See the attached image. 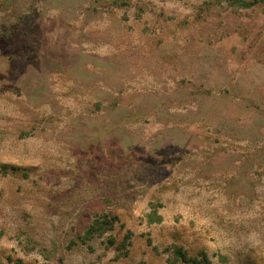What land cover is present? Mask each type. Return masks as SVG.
<instances>
[{"label":"rangeland","instance_id":"rangeland-1","mask_svg":"<svg viewBox=\"0 0 264 264\" xmlns=\"http://www.w3.org/2000/svg\"><path fill=\"white\" fill-rule=\"evenodd\" d=\"M239 1L0 0V264L264 247V0Z\"/></svg>","mask_w":264,"mask_h":264},{"label":"trees","instance_id":"trees-1","mask_svg":"<svg viewBox=\"0 0 264 264\" xmlns=\"http://www.w3.org/2000/svg\"><path fill=\"white\" fill-rule=\"evenodd\" d=\"M234 4H238L243 7H251L252 5L256 4L254 1L253 3H244L240 2L239 0H233ZM8 166L3 165V170H6ZM12 172H17L18 169L15 167L11 168ZM6 172V171H5ZM140 222L145 221L146 224H160L162 221H164L163 217L160 215H156L154 213V216L146 217L144 220H139ZM120 221L117 218L114 219H105V217L98 216L96 219L92 220L87 229L83 231V237L81 238V245H85L86 242L92 241L94 239L101 238L104 234L111 232L113 229H115L116 224H118ZM192 226L193 223H190ZM222 224V221H212V222H204L203 224L198 225V234L203 237L204 239H207L209 236L210 230H215L216 225L219 226ZM123 226V225H121ZM128 233V231H127ZM128 239L126 236L124 239L120 241V243L115 245V251H122L124 248L125 242ZM111 245L114 247V244L116 243L115 239H111ZM75 245V243H74ZM171 248V256L168 258L167 263L168 264H215L213 262V259L208 255V253L202 248L199 249V251L195 255H189V248H186L184 246H180L178 244H173ZM191 249V248H190ZM194 251V250H192ZM220 251H216L213 254V257H217L218 264H229L230 261V255L231 253H222ZM264 254V247L258 246L256 248L247 249L244 251H239L238 255L235 256L236 263L237 264H261L262 258H260ZM126 251H123L121 256H125ZM120 257V254L118 255ZM264 260V259H263ZM61 261V260H60ZM216 261V260H215ZM235 261V260H234ZM141 264V263H140Z\"/></svg>","mask_w":264,"mask_h":264}]
</instances>
